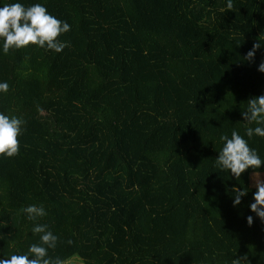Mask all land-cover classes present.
<instances>
[{
  "label": "trees",
  "instance_id": "1",
  "mask_svg": "<svg viewBox=\"0 0 264 264\" xmlns=\"http://www.w3.org/2000/svg\"><path fill=\"white\" fill-rule=\"evenodd\" d=\"M41 4L67 22L61 52H3L0 113L22 118L19 153L0 155V258L28 254L46 224L64 264H264L254 174L216 158L264 94V0H0ZM264 126V125H262ZM233 186L247 195L233 206ZM43 205L29 220L22 209ZM253 224H247V216ZM71 240L69 244L67 241ZM241 264H247L242 261Z\"/></svg>",
  "mask_w": 264,
  "mask_h": 264
},
{
  "label": "clouds",
  "instance_id": "2",
  "mask_svg": "<svg viewBox=\"0 0 264 264\" xmlns=\"http://www.w3.org/2000/svg\"><path fill=\"white\" fill-rule=\"evenodd\" d=\"M233 0H227L225 9H233ZM70 25L48 13L46 7L37 3L25 7L21 3L5 4L0 7V39L3 40V52L8 54L10 49H20L29 44L38 45L41 48L61 52L69 46L67 42L57 39L62 33L70 31ZM264 45L259 40L253 43L252 48L247 51L244 60L252 62L255 52ZM258 71L264 72V60L258 65ZM9 84L0 82V92L7 93ZM243 120L249 125L255 123L256 127H246L245 134L251 138L253 135L264 137V94L248 99L247 110L241 112ZM25 123L22 118L9 117L0 113V155L13 157L19 153L20 142L18 136L21 134V126ZM224 145L216 158V166L220 170H230L233 177L240 178L247 169H258L264 164L255 149L249 147L247 140L237 131L231 132V138L221 135ZM256 191L253 193L254 202L249 205L250 210L264 221V180H255ZM234 199L233 206L241 204V198L248 191L241 187L233 186L231 189ZM29 220H37L47 215L43 205H29L22 209ZM247 224H253V216L246 218ZM34 234H40V243H33L28 248V254H11L6 258H0V264H64L59 258H51L49 249H55L58 236L48 229V225L37 223L33 228ZM67 243L71 244L69 240ZM247 262L248 256L244 255L233 260L232 264Z\"/></svg>",
  "mask_w": 264,
  "mask_h": 264
},
{
  "label": "rangeland",
  "instance_id": "3",
  "mask_svg": "<svg viewBox=\"0 0 264 264\" xmlns=\"http://www.w3.org/2000/svg\"><path fill=\"white\" fill-rule=\"evenodd\" d=\"M259 178H261L262 180H264V174H254V175H251V177H250V184L252 186H254L255 185V180L256 179H259ZM65 264H79V262H77L75 260H73V261L70 260V261L66 262Z\"/></svg>",
  "mask_w": 264,
  "mask_h": 264
}]
</instances>
